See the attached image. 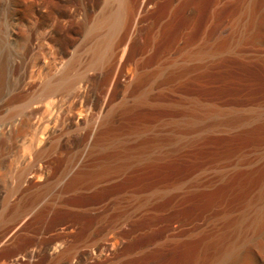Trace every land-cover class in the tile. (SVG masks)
<instances>
[{
    "label": "rangeland",
    "instance_id": "rangeland-1",
    "mask_svg": "<svg viewBox=\"0 0 264 264\" xmlns=\"http://www.w3.org/2000/svg\"><path fill=\"white\" fill-rule=\"evenodd\" d=\"M0 264H264V0H0Z\"/></svg>",
    "mask_w": 264,
    "mask_h": 264
},
{
    "label": "bare ground",
    "instance_id": "bare-ground-1",
    "mask_svg": "<svg viewBox=\"0 0 264 264\" xmlns=\"http://www.w3.org/2000/svg\"><path fill=\"white\" fill-rule=\"evenodd\" d=\"M26 1H28V0H26ZM120 2L123 3V0H120ZM120 14H121L120 12L119 13L117 12V14H115V15L108 16L109 18H104L102 20V22H101V25L109 26L112 29L111 32L116 31L117 28L119 27V25L121 24L120 19L122 20ZM98 49L100 50V47ZM99 50H98V52H100L102 49L100 51ZM100 56H101L100 60L102 61V59L104 58V54L102 52H100ZM70 67H71L70 65H69L68 68L66 67V69L64 70V72L61 74V76L59 78L55 79L54 81L49 82L46 85V87H45V90L47 91L46 94H49V93L55 91L56 89H60V88H63V87H67L68 88L69 86L74 85V84H72L73 81L71 82V81H69L70 78L68 79V76L70 75V73H69L70 72ZM70 83L72 85H70ZM205 119H207L205 117V115H199L198 114V115H195V116L192 117V121L191 122L192 123L193 122L197 123L198 121L202 122V121H205ZM91 139L89 141H91V143L92 142L94 143V141H95V133L93 134ZM92 145H94V144H91L90 146H92Z\"/></svg>",
    "mask_w": 264,
    "mask_h": 264
}]
</instances>
